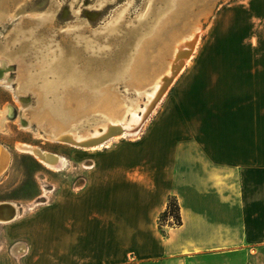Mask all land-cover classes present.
Wrapping results in <instances>:
<instances>
[{
  "label": "crops",
  "instance_id": "1",
  "mask_svg": "<svg viewBox=\"0 0 264 264\" xmlns=\"http://www.w3.org/2000/svg\"><path fill=\"white\" fill-rule=\"evenodd\" d=\"M242 15L255 36L205 44L141 138L83 154L78 189L16 222L23 264H264V9Z\"/></svg>",
  "mask_w": 264,
  "mask_h": 264
},
{
  "label": "rangeland",
  "instance_id": "2",
  "mask_svg": "<svg viewBox=\"0 0 264 264\" xmlns=\"http://www.w3.org/2000/svg\"><path fill=\"white\" fill-rule=\"evenodd\" d=\"M39 1L0 0V60L9 67L0 78L9 81L8 86L0 82V111H9L0 144L10 155L0 177V203H13L19 212L14 221L0 223V264H23L26 244L15 238L16 222L51 203L60 188L77 190L90 168L79 160L93 151L50 137L82 133L111 118L120 121L135 103L143 107L157 75L173 60L175 44L198 29L194 54L146 118L140 135L113 144L141 138L174 97L178 82L190 74L193 56L214 37L235 32L242 21L252 23L249 33L255 36L261 20L242 18V13L264 9V0ZM87 10L100 12L89 18ZM18 144L63 157L65 166L45 167L21 153ZM167 221L178 224L168 215L159 220L161 229Z\"/></svg>",
  "mask_w": 264,
  "mask_h": 264
},
{
  "label": "bare ground",
  "instance_id": "3",
  "mask_svg": "<svg viewBox=\"0 0 264 264\" xmlns=\"http://www.w3.org/2000/svg\"><path fill=\"white\" fill-rule=\"evenodd\" d=\"M195 35H198V29L188 34L187 37H181V41L175 44L172 55L173 60L169 62L164 72L157 75L152 92L146 94L142 100V102H144L143 107L140 104L135 103V107L130 111V115L123 118V120L119 121L111 118L98 124L99 126H95L91 130H87L82 133H59L55 137H50L51 141H56L71 146L72 148L74 147L77 149L96 151L108 148L111 144L124 136H133L134 138L138 137L146 118L149 116L151 111H153V108L165 94L173 80L181 73L185 63L190 60L189 58L196 46H194V41L197 38L194 37ZM5 62L0 60V78L4 76V72H6L9 68ZM0 82L2 85H9V81L7 80H0ZM8 112V108H4L0 111V128L7 120ZM20 125L25 127L23 122H20ZM45 138L47 140L50 139L49 137ZM16 148L21 153L33 156L45 167L58 170L65 166L66 160L63 157L43 151L37 147L26 144H18L16 145ZM9 158L10 155L8 151L0 144V177L4 174L8 166ZM15 208L16 207L10 203H0V223L13 220L16 216L17 208ZM18 251L23 252L22 249Z\"/></svg>",
  "mask_w": 264,
  "mask_h": 264
},
{
  "label": "trees",
  "instance_id": "4",
  "mask_svg": "<svg viewBox=\"0 0 264 264\" xmlns=\"http://www.w3.org/2000/svg\"><path fill=\"white\" fill-rule=\"evenodd\" d=\"M168 215H172L173 219L179 223L178 207L174 199H168L167 208L161 215V219L166 218Z\"/></svg>",
  "mask_w": 264,
  "mask_h": 264
},
{
  "label": "water",
  "instance_id": "5",
  "mask_svg": "<svg viewBox=\"0 0 264 264\" xmlns=\"http://www.w3.org/2000/svg\"><path fill=\"white\" fill-rule=\"evenodd\" d=\"M135 1H139V2H141V0H135ZM39 2H43L42 0H40ZM89 10H87V11H85V14L90 18H93V17H95V15L97 14V13H99L100 11H89ZM137 11L135 10L134 12H133V14L134 13H136Z\"/></svg>",
  "mask_w": 264,
  "mask_h": 264
}]
</instances>
